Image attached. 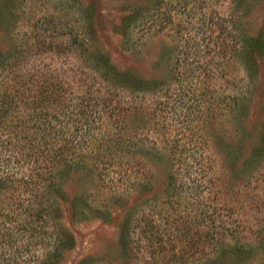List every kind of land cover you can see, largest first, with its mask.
I'll return each instance as SVG.
<instances>
[{
    "label": "trees",
    "instance_id": "obj_1",
    "mask_svg": "<svg viewBox=\"0 0 264 264\" xmlns=\"http://www.w3.org/2000/svg\"><path fill=\"white\" fill-rule=\"evenodd\" d=\"M161 2L153 0L151 8L132 19L126 34L131 35L136 26L144 35L156 34L171 24L172 13H167ZM176 2L181 5L176 13L185 11L187 21L178 23L173 39L178 40L179 32L184 31L183 44L176 45L172 58L168 52L165 62L155 66L152 78L120 70L92 45L87 32L93 26L88 9L76 12L80 31L74 34L73 45L78 44L83 51L75 70L52 74L41 67H29L27 40L13 44L10 52H0V244L16 241L29 246L32 239L47 240L55 247L37 264H58V251H67L74 245L72 235L60 224L61 204L66 202L62 185L71 174L93 171L123 192H143L139 209L126 214L121 223L119 242L124 258L134 248L149 249L150 254L162 252L163 238H178L172 236L173 232L166 235L165 228L174 227L182 237H187L188 231L204 228L205 237L208 236L207 222L213 223L219 215L216 208L208 205L207 192L215 172H208L212 164L201 145L188 143L178 148L176 141H150L156 162L167 166L166 185L157 197H152L149 194L154 188L153 176L145 174L143 161L138 163L143 142L148 138L144 135L145 123L140 121L153 122L151 128L156 129V122L174 117L179 104L185 120L201 124L203 118V128H210L213 120L207 113L209 94L213 92L209 93V81L218 74L220 78L227 75L231 53L243 55L247 80L252 44L231 20L205 13L206 0L201 1V20L195 31L200 37H194L193 2ZM36 39L40 47L46 44L45 37ZM134 43L132 39L126 41L133 57ZM210 54L220 60L219 67L213 68ZM160 68L165 75L157 73ZM241 84L233 95L220 98L225 108L232 106L239 112L248 101V86L244 81ZM196 90L205 93L206 115L202 112L201 117L196 105L200 95L193 94ZM136 118L143 126L130 122ZM205 135L203 129L197 138ZM257 156L254 153V159ZM68 206L73 209L71 202ZM22 238L26 243L21 242ZM221 250L211 264L232 263L228 259L231 255ZM240 255L241 252L236 254L239 258ZM187 264L197 263L192 257Z\"/></svg>",
    "mask_w": 264,
    "mask_h": 264
},
{
    "label": "rangeland",
    "instance_id": "obj_2",
    "mask_svg": "<svg viewBox=\"0 0 264 264\" xmlns=\"http://www.w3.org/2000/svg\"><path fill=\"white\" fill-rule=\"evenodd\" d=\"M176 1L161 2V7L165 6L173 17L171 24L163 26L161 32L144 35L136 26L130 35L125 32L128 23L151 8L153 0H0V52H10L13 44L27 40L29 67H41L52 74L75 70L81 63L83 51L78 44L73 45L74 34L80 31L76 12L88 9L93 26L87 32L92 45L120 70L152 78L155 66L165 62L168 52L172 58L176 45L183 44L184 31L179 32L178 40L173 39L178 23L187 21L185 11L176 13L181 6ZM201 1L186 0L193 2L195 18L191 26L196 38L200 37L195 31L201 20ZM206 1L205 13L231 20L252 44L247 58L251 64L250 77L246 80L243 55L231 53L226 64L227 75L220 78L218 74L208 83L209 93L213 92V97L209 94L207 113L213 120L210 128H203V118L201 124L185 120L179 104L174 117L156 122V129L151 128L153 122L140 121L145 123L144 135L148 138L143 142L138 163L143 161L145 174L153 176L154 188L149 195L157 197L166 185L167 166L156 162L150 141L172 140L177 142L178 148L188 143L201 145L204 156L213 166L208 172H215L207 192L208 205L217 209L219 217L213 223L207 222L210 231L207 237L204 228L188 231L187 237L179 236L180 232L174 227L165 228L166 235L173 232L172 236L178 238L174 241L163 238L162 252L150 254L149 249L134 248L130 249L132 254L124 258L119 242L121 223L126 214L139 209L143 192H123L118 185L100 179L95 171L71 174L62 185L66 202L61 204L60 224L72 235L74 245L67 251H58V264H175L176 261L187 264L192 257L197 264H211L220 249L231 255L230 264H264V0ZM40 35L45 37L43 47L36 39ZM130 39L135 42V57L130 55L126 45ZM209 58L213 68L219 67L220 60L214 54L208 55ZM156 71L166 74L161 68ZM242 81L248 86V101L239 112L232 106L225 108L220 98L233 95L241 88ZM192 83L195 84V79ZM203 93L200 90L193 93L200 95L196 99L200 117L202 112L205 114ZM130 122L143 126L137 118ZM203 129L206 135L197 138ZM254 153L259 155L255 159ZM68 202L73 204V209ZM80 210L85 213L81 214ZM195 212L199 214L200 209ZM38 239H32L29 246L16 241L11 245L0 244V254L4 256H0V264H37L55 247L52 242ZM240 252L239 258L236 254ZM11 257L15 258L14 262L9 260Z\"/></svg>",
    "mask_w": 264,
    "mask_h": 264
}]
</instances>
